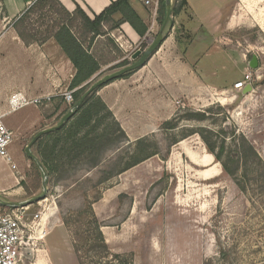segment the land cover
Wrapping results in <instances>:
<instances>
[{"label": "rangeland", "instance_id": "rangeland-1", "mask_svg": "<svg viewBox=\"0 0 264 264\" xmlns=\"http://www.w3.org/2000/svg\"><path fill=\"white\" fill-rule=\"evenodd\" d=\"M231 8L232 20L238 23L234 31L223 33L226 39L216 46L245 53L248 65L256 57L258 67H249L253 91L248 98L236 91H219L209 95L207 102L200 97L190 103L172 99L171 118L155 134L143 138L144 143L138 147L136 141L122 139L114 121L103 115L97 133L107 130L109 141H115L97 142L93 152L74 159L73 154L70 158L62 155V144H58L52 161L54 173H46L45 198L25 207L17 204L41 196L44 180L26 148L38 132L55 126L74 105L75 90L68 88L66 92L71 94V103L56 97L25 101L23 104L28 106L24 108L4 109V113H10L3 118V124L12 132L13 141L8 148L11 164L0 160V202L15 204L29 224L39 214L45 232L43 239L33 244L31 255L23 259L25 264H264V0H235ZM75 10L66 17L62 6L52 0L33 4L24 13L22 28L40 45L43 40L53 39L49 36L58 25L69 27L100 64L84 84L87 89L136 63L141 56L132 60V55H143L152 43L147 44L145 37L130 55L124 56L111 37L116 30L112 27L119 20L117 15L103 25L106 35L90 41ZM14 59L12 55L8 64L0 68V104L21 88L13 75ZM124 63L127 64L120 67ZM228 80L242 81L243 77L232 72ZM103 87L90 95L100 99L98 92ZM194 114L202 115V120H188ZM200 134L216 147L222 144L227 152L234 151L237 145L241 155L249 154L247 147H240L238 137L243 136L259 158L250 156L247 164L232 165L230 169H236L233 177L224 174L215 161L217 169L214 165L192 164L183 151H193L195 158L202 155L206 149ZM54 139L57 138L44 139L41 148L37 142L30 147L39 163L41 154L53 150ZM151 153L156 155L117 174L134 157L143 159ZM95 159L96 167L92 166ZM96 224L109 254L98 240Z\"/></svg>", "mask_w": 264, "mask_h": 264}, {"label": "crops", "instance_id": "crops-1", "mask_svg": "<svg viewBox=\"0 0 264 264\" xmlns=\"http://www.w3.org/2000/svg\"><path fill=\"white\" fill-rule=\"evenodd\" d=\"M37 1L0 0V68L14 55L13 75L21 86L0 104V114L4 116L10 113L3 111L10 108L12 95H17L22 102L64 97L76 73L54 39L40 45H25L18 37L14 25ZM57 1L66 11L72 12L79 7L92 19L117 0ZM234 1L186 0L178 14L172 16L162 44L146 64L131 76L115 80L98 92L130 142L155 134L171 118L174 113L172 99H185L190 103L200 97L207 102L209 95L219 91L239 92L232 86L240 80L231 82L228 78L232 72L242 77L251 72L246 55L216 46L221 39H226L223 33L234 31L238 23L237 19L232 20ZM130 5L147 32L140 37L126 22L112 32L111 37L124 56L130 55L145 37H155L161 27L158 12L154 16L144 0H131ZM173 6L177 8L179 0H174ZM244 90L239 93L245 98L253 91L243 95ZM26 106L23 104L21 108ZM192 153L188 149L183 151L192 164L214 165L213 156L206 151L197 158ZM214 169H217L215 165Z\"/></svg>", "mask_w": 264, "mask_h": 264}, {"label": "trees", "instance_id": "trees-1", "mask_svg": "<svg viewBox=\"0 0 264 264\" xmlns=\"http://www.w3.org/2000/svg\"><path fill=\"white\" fill-rule=\"evenodd\" d=\"M43 1L46 0H38L35 4H43ZM52 1L55 5H59L57 0ZM130 1L131 0H117L116 2L111 3V5L107 9H105L101 14L94 16L92 19H90L79 7H77L75 13L79 14L83 21V32L85 33V36H91L89 40L92 41L98 36L106 35L102 31L103 25L105 23L111 22L113 16L119 15L120 19L117 21V23H115L112 29H117L122 23L126 22L140 37H143L147 32V27L142 23V21L131 8ZM185 4L186 0H179V6L177 8L175 6L172 7V16L178 14L179 10ZM29 10L30 8L27 11ZM27 11L25 12V14L27 13ZM62 11L64 12L66 17L69 16L68 11H66L63 7ZM164 12V0H159L158 15L160 24L163 22ZM25 14L23 16H25ZM22 17L16 22V24L14 25V29L20 40L25 45L33 44L35 42L34 36L30 33H26L24 31L25 29L22 28L24 21V17ZM170 25L171 22L168 23L164 31V35L166 34V30ZM49 37H52L55 40V42L61 48L62 52L68 58V60L76 71L75 76L73 77L69 86L70 91L75 90L72 93V97L74 102L73 104H76L82 98L87 89V86H84V84L90 78H92V76L99 70L100 64L98 62V59L92 52H90L89 48L84 47L82 41L79 40V38L74 33H72L71 29L65 25H58L54 30L53 34H51ZM43 42L45 41L43 40L42 42H40V44ZM110 42L113 41L111 40ZM126 64L127 63H124L120 67H123ZM131 73L132 72L127 73L119 79H124ZM103 115L108 116L114 121V125L117 127L118 134L121 136L122 139L128 142V139L126 138L124 132L122 131L118 123L114 120L111 112L107 109V107L100 99H94V96L92 94L82 102V104L76 111H74L73 115L71 116L70 120L66 123V125H64L62 128L58 129L55 132L44 135L41 140L37 141L38 148H41L44 139L47 140L53 137L57 138L53 141V150L50 152V154L48 149L46 150V153L41 154V157H39L40 163L44 168L45 172L48 174V176L54 173L53 168L56 167L52 165V161L55 160L54 152L58 144H62L60 147V153L62 155L68 156L70 158V156L73 154L74 159L86 153L93 152L98 146L97 142H101L102 140L105 142L115 141V139L109 141L108 137L110 136V132H108L107 130L102 133H97V126L100 125L101 117ZM200 117H202V115L194 114L193 116L187 118L188 120L201 121L202 119H200ZM87 128H90V131H84ZM170 129L174 130L176 129V126L171 127ZM61 134H63L61 138L57 137ZM192 135L193 134L184 136L182 140ZM200 138L202 139L205 145L206 152L213 156L215 162L220 163L223 173L228 176L233 177L235 174L236 169L234 171L230 169L232 165L239 167L240 162H244L245 164H247L249 162L248 160L250 156L257 157V159L259 158L254 152L252 146L246 141L243 136L238 137V139H240L241 141L240 147H242V149L243 147H247V149H249V154L244 152V155L243 153L242 155L240 154V150L237 145L235 146L234 151L227 152L222 144L219 147H216L207 139H205L201 134ZM60 141H64V143H61ZM117 142H120V140H118ZM142 143H144L143 139L137 140L136 146L138 147L139 145H142ZM140 153H143V150H141ZM155 155L156 153L147 154L143 156V159H138V157H134V160L130 164H128L120 173L117 174L119 175L127 171L128 169L133 168ZM96 160L97 159H95L92 163V166L94 167L97 166ZM258 161L260 162V159ZM96 225L99 234L98 240L102 244V248L105 250V253L109 254L103 236L101 234L99 225ZM111 256L116 260H125L118 255Z\"/></svg>", "mask_w": 264, "mask_h": 264}, {"label": "built area", "instance_id": "built-area-1", "mask_svg": "<svg viewBox=\"0 0 264 264\" xmlns=\"http://www.w3.org/2000/svg\"><path fill=\"white\" fill-rule=\"evenodd\" d=\"M144 5L152 9L155 16L159 9V0H144ZM153 37L147 38V44H150ZM259 80V77H256ZM253 81L252 72H248L243 76L242 81L234 84V89L241 92L250 86ZM252 89V87H251ZM66 102L71 103L72 97L70 93H65ZM13 110L23 105L20 98L15 95L9 100ZM36 103H38L36 101ZM5 116L0 114V160L6 164H11V157L8 152L9 146L13 141L12 132L3 124ZM16 167L13 165L12 169ZM0 264H25L23 259L27 255H31L33 244L44 237V229L41 227V216L35 215L31 224L24 219L25 215L21 209L15 207L0 206ZM7 208V209H6ZM43 231V232H42Z\"/></svg>", "mask_w": 264, "mask_h": 264}, {"label": "water", "instance_id": "water-1", "mask_svg": "<svg viewBox=\"0 0 264 264\" xmlns=\"http://www.w3.org/2000/svg\"><path fill=\"white\" fill-rule=\"evenodd\" d=\"M164 7H165V12H164V18H163V22L161 24L160 30L157 33L155 39L152 41L151 45L146 49L145 53L143 55H141L140 52L135 53L134 55H132V60H136L138 59L139 56L140 59L129 66H126L122 69H120L119 71H116L100 80H98L97 82H95L93 85H91L84 93V95L82 96V98L76 103L74 104L68 111L67 113L59 120V122L49 128V129H45L42 130L40 132H38L33 139L31 140L30 144L27 146L26 148V152L29 155L30 158H32L38 165L39 169L41 170L43 176H44V180L42 183V188H43V194L35 199L32 200H28L26 202L17 204L18 207H25L27 205H30L34 202H38L41 201L45 198V194H46V179H47V174L44 170V168L42 167V165L37 161V159L31 154L30 152V147H32L34 145V143H36L42 136L55 132L58 129H60L73 115L74 111H76L80 105L82 104V102L92 93L94 92L96 89L103 87L105 85H107L108 83H111L117 79H119L120 77H122L123 75L136 71L138 69H141L146 62L148 61V59L156 52V50L160 47V45L162 44L163 40H164V31L168 25V23L172 20V0H164ZM249 67L251 70H255L258 67V63L256 60V57L253 56L250 63H249ZM252 91L251 87L248 86L245 88V90L243 91V95H246L248 93H250ZM0 206H7V207H16L15 204L12 203H2L0 202Z\"/></svg>", "mask_w": 264, "mask_h": 264}, {"label": "bare ground", "instance_id": "bare-ground-1", "mask_svg": "<svg viewBox=\"0 0 264 264\" xmlns=\"http://www.w3.org/2000/svg\"><path fill=\"white\" fill-rule=\"evenodd\" d=\"M42 227V226H41ZM44 228L42 227V230H43ZM43 232V231H42Z\"/></svg>", "mask_w": 264, "mask_h": 264}]
</instances>
